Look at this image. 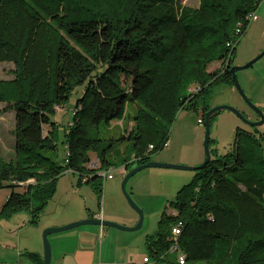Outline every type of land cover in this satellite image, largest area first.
Listing matches in <instances>:
<instances>
[{"label": "trees", "instance_id": "obj_1", "mask_svg": "<svg viewBox=\"0 0 264 264\" xmlns=\"http://www.w3.org/2000/svg\"><path fill=\"white\" fill-rule=\"evenodd\" d=\"M262 1L200 0L193 9L178 0H0V66H14L13 80L0 81V104L15 113L16 142L14 159L0 154V189L11 191L0 222L28 211L37 225L67 172L101 198L99 172L149 163L169 143L180 111L205 118L216 88L234 85L233 58ZM78 89L61 134L57 110ZM127 120L130 132L123 126L119 139H101L102 124ZM60 136L62 166L48 157ZM111 149L120 162L107 158ZM229 157L178 192L176 214L164 213L157 241H148L157 262L174 255L175 264L180 256L184 264H264V157L250 141Z\"/></svg>", "mask_w": 264, "mask_h": 264}, {"label": "rangeland", "instance_id": "obj_2", "mask_svg": "<svg viewBox=\"0 0 264 264\" xmlns=\"http://www.w3.org/2000/svg\"><path fill=\"white\" fill-rule=\"evenodd\" d=\"M185 7L196 9L200 5V0H178ZM257 20L252 22L246 35L241 39L237 46L235 56L233 58L232 67H244L258 58L264 52V0L256 12ZM220 68L219 63H215L210 67V71H216ZM14 66L11 64H3L0 66V81H11L13 75L11 72ZM237 80L249 100L247 103L234 85L223 84L216 88L210 100L212 109L217 107H230L236 109L242 114V118L229 110H223L216 113L211 120V142L210 149L212 161H222L226 163L230 159V154H235L237 145L244 146L248 141L258 144V152L264 157V124L253 127L249 124L260 122L261 116L256 109L262 112L264 116V57L257 61L248 69L237 72ZM81 95V89H78L73 95L67 107L56 113L55 121H59L61 126L60 133L73 120V111ZM6 105L0 104V154L7 160L14 159L15 137V113L6 111ZM134 113V106L131 104L129 109L130 116ZM200 118L195 112L182 110L177 116L176 122L170 133L168 145L158 153L150 156L149 161L157 164L174 165L187 168L200 167L206 159L205 154V132L204 126L198 125ZM126 128L130 132L133 124L129 120L113 124L110 128L102 124L100 128V136L104 141L111 139H119ZM127 134V133H126ZM63 140L59 139L58 150L48 154L52 160L58 164L65 165L66 154L63 146ZM129 143L123 142L117 147L118 153L124 157L127 156ZM115 149L107 151V158L112 161L120 162L121 156H117ZM130 156V153L129 155ZM97 160L96 156H93ZM201 161V162H200ZM119 169L122 167L119 163ZM136 165H132L129 171L135 169ZM198 172L149 168L137 173L130 179L126 186V190L137 208L144 215L142 229L137 232H122L130 238H137L136 244L141 254L135 257L136 264H145L144 257L150 259L149 264H175L174 255H169L164 262H157L149 251L148 241H157L156 234L159 230V223L164 213L169 215L176 214L174 204L178 192L185 186L189 185ZM114 181H102V196L99 206V197L94 193V187L89 185H81L78 187L72 184L74 178L76 183L79 177L65 173L60 180L59 196L50 200L49 208L44 212L41 219L39 229L30 226L28 220L30 212L24 211L14 216L10 223L7 220L0 222V264H7L9 259L14 257L13 252L5 251L8 246H14L18 251L25 252V245L35 239L34 232H40L39 241L43 242V234L48 228H44L52 216L63 215L67 212H83L92 211L93 214L104 210L108 214H113L121 221H126L128 225L112 222L127 228L136 227L139 222V214L126 198L122 184L125 176L122 171L114 172ZM65 189L63 191V189ZM84 189V193H82ZM78 191V194L72 193ZM11 191L7 188L0 189V211L5 205ZM46 205V207L48 206ZM45 207V209H46ZM44 209V211H45ZM52 212H51V211ZM133 222H130V221ZM136 221V222H135ZM74 223V222H73ZM70 225V224H68ZM65 225V226H68ZM65 226H60L62 228ZM85 227V226H83ZM81 228V227H79ZM50 229V228H49ZM78 229V228H76ZM76 229H72L63 233L54 234L52 236L67 235ZM115 230V229H114ZM117 231V230H115ZM21 232H23L21 234ZM121 232V231H118ZM21 235V247L20 238ZM32 239V240H31ZM148 240V241H147ZM8 245V246H7ZM52 245V244H51ZM133 263V264H134Z\"/></svg>", "mask_w": 264, "mask_h": 264}, {"label": "crops", "instance_id": "obj_3", "mask_svg": "<svg viewBox=\"0 0 264 264\" xmlns=\"http://www.w3.org/2000/svg\"><path fill=\"white\" fill-rule=\"evenodd\" d=\"M62 111V110H57ZM59 123V121L57 120ZM60 124V123H59ZM115 123H112V125ZM61 130V129H60ZM65 153L66 147H64ZM67 156V154H66ZM97 161V160H94ZM201 162V161H200ZM117 170V169H110ZM122 171V174L126 176L129 172V168L125 166L118 169ZM71 175L79 177L78 182L76 183L75 179L72 184H76L78 187L81 185H93L89 184L85 179L73 172H67ZM115 177L112 180L113 182ZM60 180H58L56 192L52 200L56 199L59 196V186ZM106 181V180H105ZM104 182V180H103ZM63 189V188H62ZM65 189H63L64 191ZM78 191H73L72 193L78 194ZM84 193V189H82ZM97 196L98 194L94 192ZM99 197V196H98ZM101 198L99 197V206ZM50 203V202H49ZM49 208V204L46 207L45 211ZM51 211V210H50ZM44 212L40 216L39 222L37 225L31 224V215L29 217V224L31 227L39 229V225ZM52 212V211H51ZM16 216V215H15ZM99 217V218H98ZM88 219L102 220L106 222H117L125 226L128 225L126 221H121L113 214H108L106 210L93 214L92 211L83 212H67L63 215L52 216V218L45 223L44 228H58L60 226H65L72 224L73 222H80ZM12 221V220H11ZM11 221H8L9 223ZM130 222H133L132 220ZM136 222V221H135ZM23 232H21L22 234ZM35 239L30 241L25 245V252L18 251L14 246H8L5 251L13 252L14 257L7 261V264H43L44 263V244L39 241L40 232H34ZM20 245L21 247V235ZM49 241L52 248V261L51 264H133L135 257L141 254L140 247L136 244L137 238H130L122 232L115 231L112 228H105L99 226H85L74 230L73 232L68 233L67 235L61 236H52L49 237ZM148 241V240H147ZM148 245V244H147ZM136 253L138 255H136ZM147 257H144V259ZM143 259V260H144ZM136 264V263H134Z\"/></svg>", "mask_w": 264, "mask_h": 264}, {"label": "water", "instance_id": "obj_4", "mask_svg": "<svg viewBox=\"0 0 264 264\" xmlns=\"http://www.w3.org/2000/svg\"><path fill=\"white\" fill-rule=\"evenodd\" d=\"M263 57H264V52L258 58H256L251 63H249L248 65H246L244 67H231V69H230L235 89L239 92V94L242 96V98L249 104H251V103L246 98V96H245V94H244V92H243V90H242V88H241V86L237 80V72L250 68L251 66H253L257 61H259ZM223 110H229V111L233 112L234 114H236L238 117L242 118V114L239 111H237L236 109L230 108V107H217V108L211 109L207 114H205L206 132H205L204 147H205L206 159H205V162L200 167L187 168V167H181V166L164 165V164H157V163L149 162L147 164L135 167V169L129 171L128 174L125 176L123 184H122V189H123V192H124L126 198L129 201V203L132 205L133 208H135L137 210V212L139 214V222H138L136 227L127 228V227H124V226H121V225H118V224H115L112 222H106V221L96 220V219H88V220L72 223V224L65 226V227H62V228L47 229L43 234V242H44V263L43 264H51V261H52V248H51V244L49 241V237L51 235L63 233V232H66V231H69L72 229H76L79 227H83V226H99V227H105V228H112V229H115V230H118L121 232H137V231L141 230L142 226H143V222H144V215L137 208V206L134 204V202L132 201L130 195L128 194V192L126 190V186H127L128 182L130 181V179L132 177H134L137 173H139L145 169H149V168L174 169V170H184V171H191V172H200V171L204 170L212 161V153H211V149H210L211 119H212L214 114H216L220 111H223ZM256 112H258L260 114L261 119H260V122H258V123L249 124L253 127H258V126H261L262 124H264V116H263L262 112L259 111L258 109H256Z\"/></svg>", "mask_w": 264, "mask_h": 264}, {"label": "built area", "instance_id": "obj_5", "mask_svg": "<svg viewBox=\"0 0 264 264\" xmlns=\"http://www.w3.org/2000/svg\"><path fill=\"white\" fill-rule=\"evenodd\" d=\"M249 20H250V25L252 22L256 21L257 20V15L256 13L252 14L250 17H249ZM229 66V64H227ZM226 65V67H228ZM198 125L199 126H204L205 125V118L200 116V118L198 119ZM168 145V143L166 144V146ZM153 147H151L152 149ZM91 168L93 169H96L98 167V160L97 161H94L91 165H90ZM114 172L115 170H109V171H101L98 173L99 177H101L104 181L105 180H112L114 178ZM86 181V179H85ZM99 218V217H98ZM99 220V219H98ZM181 224H177L175 225L173 228H172V236L176 239L178 238L180 235H181ZM184 261H185V257L184 256H180L179 257V262L180 264H184ZM150 261L148 260V258H145L144 259V263L145 264H148Z\"/></svg>", "mask_w": 264, "mask_h": 264}]
</instances>
